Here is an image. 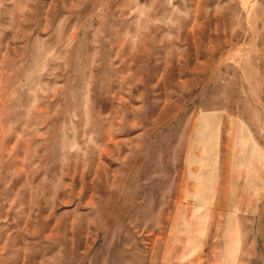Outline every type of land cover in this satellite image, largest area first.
<instances>
[{
    "label": "rangeland",
    "instance_id": "rangeland-1",
    "mask_svg": "<svg viewBox=\"0 0 264 264\" xmlns=\"http://www.w3.org/2000/svg\"><path fill=\"white\" fill-rule=\"evenodd\" d=\"M0 264H264V0H0Z\"/></svg>",
    "mask_w": 264,
    "mask_h": 264
}]
</instances>
